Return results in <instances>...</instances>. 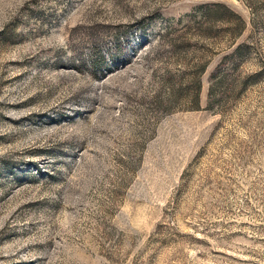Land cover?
Returning <instances> with one entry per match:
<instances>
[{
	"label": "rangeland",
	"instance_id": "1",
	"mask_svg": "<svg viewBox=\"0 0 264 264\" xmlns=\"http://www.w3.org/2000/svg\"><path fill=\"white\" fill-rule=\"evenodd\" d=\"M0 264H264V0H0Z\"/></svg>",
	"mask_w": 264,
	"mask_h": 264
},
{
	"label": "trees",
	"instance_id": "2",
	"mask_svg": "<svg viewBox=\"0 0 264 264\" xmlns=\"http://www.w3.org/2000/svg\"><path fill=\"white\" fill-rule=\"evenodd\" d=\"M220 8V11H222L223 12V9H224V7H219Z\"/></svg>",
	"mask_w": 264,
	"mask_h": 264
}]
</instances>
